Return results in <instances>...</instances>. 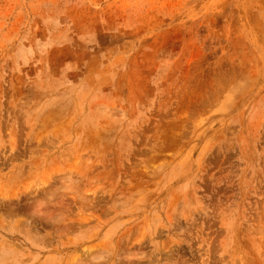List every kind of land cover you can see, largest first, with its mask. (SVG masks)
<instances>
[{
    "label": "rangeland",
    "instance_id": "374dc122",
    "mask_svg": "<svg viewBox=\"0 0 264 264\" xmlns=\"http://www.w3.org/2000/svg\"><path fill=\"white\" fill-rule=\"evenodd\" d=\"M0 264H264V0H0Z\"/></svg>",
    "mask_w": 264,
    "mask_h": 264
}]
</instances>
